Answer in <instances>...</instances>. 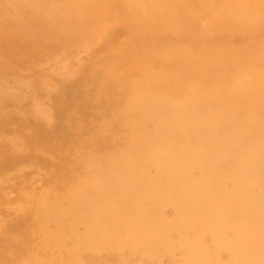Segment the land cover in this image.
Listing matches in <instances>:
<instances>
[{"label":"rangeland","instance_id":"rangeland-1","mask_svg":"<svg viewBox=\"0 0 264 264\" xmlns=\"http://www.w3.org/2000/svg\"><path fill=\"white\" fill-rule=\"evenodd\" d=\"M0 264H264V0H0Z\"/></svg>","mask_w":264,"mask_h":264}]
</instances>
